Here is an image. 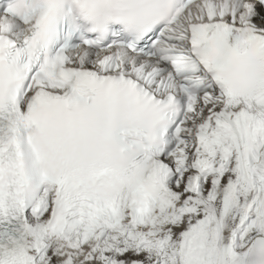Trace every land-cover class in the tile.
I'll return each instance as SVG.
<instances>
[{
	"label": "snow or ice",
	"instance_id": "snow-or-ice-1",
	"mask_svg": "<svg viewBox=\"0 0 264 264\" xmlns=\"http://www.w3.org/2000/svg\"><path fill=\"white\" fill-rule=\"evenodd\" d=\"M0 264H264V0H0Z\"/></svg>",
	"mask_w": 264,
	"mask_h": 264
}]
</instances>
